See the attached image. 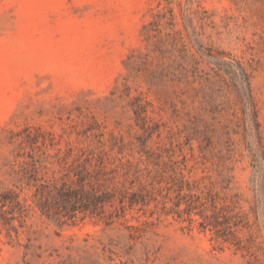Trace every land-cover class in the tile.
Here are the masks:
<instances>
[{
    "label": "rangeland",
    "instance_id": "obj_1",
    "mask_svg": "<svg viewBox=\"0 0 264 264\" xmlns=\"http://www.w3.org/2000/svg\"><path fill=\"white\" fill-rule=\"evenodd\" d=\"M0 264H264V0H0Z\"/></svg>",
    "mask_w": 264,
    "mask_h": 264
}]
</instances>
